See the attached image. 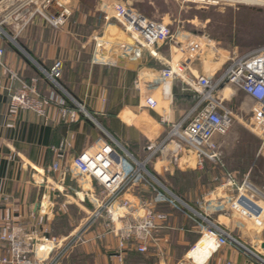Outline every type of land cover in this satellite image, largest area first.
I'll return each instance as SVG.
<instances>
[{
	"label": "crops",
	"instance_id": "1",
	"mask_svg": "<svg viewBox=\"0 0 264 264\" xmlns=\"http://www.w3.org/2000/svg\"><path fill=\"white\" fill-rule=\"evenodd\" d=\"M28 1L0 0V20L12 14L4 23V30L43 71L49 72L55 63L60 62L58 84L94 118L81 114L74 123H69L54 104L48 107L46 118L30 112L10 114L6 96L0 94V227L9 220L10 225L21 230L20 237L27 240L31 250L34 238L50 236L48 233L53 231L55 215L72 208L78 215L87 217L94 208V202L100 203L105 198L95 181L80 179L70 173L72 160L83 152L98 151L105 142H109L110 137L133 158L142 161L147 142L160 137L161 128L157 122L177 123L193 107L196 94L188 87L186 78L207 75L205 68L210 66L211 61L201 62L199 59L202 56L199 55L190 64L185 79L158 82L160 71L166 64L173 65L181 58L177 52V40L159 47L156 58L145 53L134 63H115L114 58L111 64L97 62L94 58L97 41L104 37L103 33L106 36L112 33V29L116 30L114 24H110V21L114 22L111 9H108L110 4L101 2L86 10L78 0H60L71 15L61 28L54 30L34 13L40 0H34L36 4L32 5ZM57 12L53 7L47 10L51 15ZM13 23L14 30L10 28ZM4 48L5 67L25 81L39 79L38 93L48 96L53 87L41 74L42 70L13 44L7 43ZM3 78L7 80L4 72ZM56 91L71 104L63 92ZM147 98L154 100L153 109L145 107ZM236 133L229 131L225 137L239 134ZM225 137H216V140L219 142ZM62 143L69 144V147L59 150ZM54 163L59 166L57 172L51 170ZM225 164L228 171L225 170L221 178H213L210 173L213 167L209 163L202 170L196 169L194 162H189L188 167L181 166L176 170L168 169L167 164H159L151 171L156 175L169 173L173 176L186 174L188 168V172L196 174L190 179H197L198 182L205 176L206 183L198 184L195 192L198 198L194 203H184L212 220L232 238L233 231L237 230L239 237L234 239L242 245L250 244L262 249L264 228L255 229L251 219L232 209L241 195L237 188L213 189L215 179L226 182L227 173L232 175L237 187H241L244 181L250 183L255 163ZM255 190L243 188L241 193L262 208L258 217L264 221V195ZM154 198L155 193L142 184L132 186L121 196V199L133 202H151ZM154 206L159 211L169 212L168 225L172 229L177 228L178 248L198 239L200 223L197 219V222L190 220L188 216L192 215L189 212L175 211L171 205L164 203ZM176 216L177 226L173 222ZM116 244L117 240L109 235L102 242L90 241L82 245L79 251L88 264H118L113 258ZM214 250L213 240L204 237L187 253L186 258H192L195 264H204L208 259L209 264H223L226 260L233 264L248 263L239 249L222 247L213 253ZM4 255L6 247L0 243V256ZM24 258L32 259V254L27 253ZM182 259L178 258L177 263ZM163 261L160 264H165Z\"/></svg>",
	"mask_w": 264,
	"mask_h": 264
},
{
	"label": "built area",
	"instance_id": "2",
	"mask_svg": "<svg viewBox=\"0 0 264 264\" xmlns=\"http://www.w3.org/2000/svg\"><path fill=\"white\" fill-rule=\"evenodd\" d=\"M34 2L36 4L34 0H29L27 3L32 5ZM52 7L58 10L53 15L47 13V10ZM111 8L112 17L119 28L114 34L108 33L106 40L103 37L97 41L94 56L97 62L111 64L112 58L115 61L121 58L123 61L134 63L145 53L156 58L153 53L157 54L159 47L173 41L174 37L168 25L146 18L122 5H113ZM34 13L53 29L61 28L71 15L60 0H40ZM11 16L12 14L0 20V94L4 93L6 96L8 113L15 115L19 112H30L38 117L46 118L48 107L54 104L58 107L60 115L69 123H74L81 114L86 115L79 106L71 100L70 104L56 91H60L58 87V79L61 75L60 62L55 63L49 72L41 71L43 77L53 87L46 97L41 96L37 91L39 79L25 81L5 67L4 46L11 41L3 25ZM112 40L116 42L115 47L111 45ZM199 50L198 44L184 37L178 47L180 60L173 65L166 64L160 71L157 81L163 82L169 78L185 79L190 64L199 56ZM3 72L6 73V81L3 78ZM186 83L196 94L195 104L177 123L168 124L164 120L157 122L161 128L160 137L147 142L142 162L139 163L130 157L124 148L110 137L109 142H105L98 151L83 152L72 160L69 165L70 173L80 179L87 178L95 181L102 189L105 198L100 203L94 202L93 210L71 235L62 239L52 236L34 238L30 250L27 240L20 237L21 230L10 225L9 220L4 221L0 227V243L5 245L6 255L0 256V264H61L77 246L90 241L102 242L109 235L117 240L113 258L120 264L131 246L137 253H145L152 233L160 230L168 220V215L157 210L154 205L169 204L180 212H184L185 209L179 207L174 198L173 200L166 197L145 170L149 165L155 168L159 164H167L168 169L176 170L181 166L188 167L191 159L198 170H202L208 162L220 164L216 163L221 155L216 137H225L235 120L233 109L225 103L226 88L224 87L241 92L251 101V131L260 140L262 139V144L264 143V45L231 58L224 72L215 80L211 76L202 75L186 78ZM144 103L149 109L155 107L154 100L150 98L145 99ZM68 147L69 144L62 143L59 150L62 151ZM51 170L57 172L58 164L54 163ZM139 184L149 187L155 193L154 201L133 202L121 199L129 188ZM245 187L256 191L247 181H244L241 187H237L232 175L227 173L226 182L221 188H237V191L244 195L241 190ZM232 209L238 211L243 217L251 219L256 227L264 228L262 219L238 203H234ZM104 216L108 221L101 223V220H107ZM202 220L209 225L206 229L201 226L205 229V232H202V238L207 237L213 240L214 252L222 247H238L236 243L238 241L211 223L207 217H203ZM90 234H94L91 239L88 238ZM244 252L248 259L247 264H264L263 256L252 251L254 255ZM27 253L32 254V259L24 258ZM207 263L208 260L204 264ZM177 264L188 263L183 261ZM223 264L233 263L226 260Z\"/></svg>",
	"mask_w": 264,
	"mask_h": 264
},
{
	"label": "rangeland",
	"instance_id": "3",
	"mask_svg": "<svg viewBox=\"0 0 264 264\" xmlns=\"http://www.w3.org/2000/svg\"><path fill=\"white\" fill-rule=\"evenodd\" d=\"M101 2H107L110 6H125L135 10L146 18L168 25L171 35L174 37L173 41L177 40V48L183 42L184 37H188L200 47L198 55L202 56V58L199 60L201 62L211 61L210 66L205 68L208 72L205 76H211L214 80L224 72L231 58L241 56L264 45V6H250L226 2L214 4L207 1V3L205 1V3L192 2V0H81V5L84 9L91 10L93 5ZM110 24H114L115 26L116 30H111L112 34H114L119 27L115 21H110ZM7 27L9 28V26ZM10 28L14 30V23ZM102 36H104V40L107 39L104 33ZM11 37L13 38V36ZM115 43L114 40L111 41L113 47H115ZM179 56H181L180 53ZM192 74L196 76L195 72H192ZM172 79L175 80L176 78ZM224 88L229 90L228 95L225 96V103L233 109L235 114V120L230 131L231 133L236 131L239 134L232 135L229 138L227 136L218 142L221 155L220 160L216 163L220 164H211L208 162L213 167L210 173L213 178H221L225 174V170L228 171L225 163H255L249 184L253 188L263 192L261 194L264 195V143L262 144V139L260 140L251 131L250 118L252 103L241 92L235 91V89L230 87ZM136 161L140 163L143 160ZM129 163L132 162L129 161ZM190 163H193V161H190ZM151 168L149 165L146 169L151 171ZM185 171H187L186 174L177 173L173 176H170L169 173L154 175L163 186L181 201L194 203L195 198L199 196L195 194L198 184L206 183L205 176H202L198 182L197 179H190L196 174L188 172V168ZM215 181V186L212 185L213 189L216 187L221 188L223 183L218 179H215ZM248 189L245 187V190ZM159 191L161 190L159 189ZM165 195L173 199L168 194L165 193ZM176 203L179 207H184L182 204ZM190 208L197 211L194 207ZM184 210L193 216V218H191L192 216H188L190 220L197 222V219L199 221L198 223L201 224L199 237L194 243L178 248L177 228L172 229L169 227L168 217L164 229L152 233L147 251L143 254L137 253L133 246L129 247L126 252L127 257L125 256L126 258H124L122 264H160L162 260H164L163 262L165 264H176L178 258H183L181 262L195 264L192 258L187 259L186 255L195 248L203 236L202 232H205L204 230L209 225L201 218L193 215L186 208ZM162 212L165 211L163 210ZM166 212L169 215L167 210ZM197 212L200 213L199 211ZM202 216L206 218L203 214ZM85 218L86 216L78 215L72 208L67 211L64 210L63 213L60 212L55 215L53 231L48 234L57 239L67 237L78 228ZM104 218L107 219L106 216ZM207 219L213 223L212 220ZM104 221H108V219L101 220V223ZM173 222L177 226V216L174 217ZM252 224L255 229H260L253 222ZM201 226L205 229H202ZM232 236L235 239L239 237L237 230L233 231ZM81 246H77L61 264H88L82 256L81 250L79 251ZM229 247L239 249L235 246ZM245 247L253 253L254 249L257 250L264 257V250L260 249V247L254 248L250 244L249 246L245 245ZM242 254L246 257L244 251H242ZM117 263L120 264L119 262ZM207 264H209V261Z\"/></svg>",
	"mask_w": 264,
	"mask_h": 264
},
{
	"label": "water",
	"instance_id": "4",
	"mask_svg": "<svg viewBox=\"0 0 264 264\" xmlns=\"http://www.w3.org/2000/svg\"><path fill=\"white\" fill-rule=\"evenodd\" d=\"M8 38L10 39L11 43L19 50L21 51L33 64H35L40 70H42L39 65L16 43L15 39H13L11 36L7 35ZM117 61L123 62V60L121 58H118L116 61H114L115 63ZM43 71V70H42ZM58 87L60 89L61 92L64 93V95H66L72 102H74L77 106H79L84 113L91 119L94 120V118L88 113L86 112L78 103H76L58 84ZM104 131V130H103ZM105 132V131H104ZM125 150V149H124ZM126 151V150H125ZM127 152V151H126ZM127 154L131 156V154H129L127 152ZM133 158V157H132ZM145 172L147 173V175L161 188V190L163 192H165L166 194H168L170 197L174 198L178 203L182 204L187 210H189L193 215L199 217V218H203V216L198 213L197 211L193 210L192 208H190L189 206H187L183 201H181L178 197H176L171 191H169L165 186H163L156 178L155 176L150 173L148 170H145ZM237 203L242 206L243 208H246L247 210H249L253 215L258 216L261 212H262V208L260 206H258L255 202H253L252 200H250L249 198H247L245 195H240ZM238 247L243 250L246 251L250 254H253L249 249H247L245 246H243L241 243L236 242ZM262 249L264 250V246H262ZM254 255V254H253Z\"/></svg>",
	"mask_w": 264,
	"mask_h": 264
},
{
	"label": "bare ground",
	"instance_id": "5",
	"mask_svg": "<svg viewBox=\"0 0 264 264\" xmlns=\"http://www.w3.org/2000/svg\"><path fill=\"white\" fill-rule=\"evenodd\" d=\"M204 1L205 2L207 1V2H210V3H214V4L219 3V2H226V3H235V4L250 5V6L251 5L252 6H254V5L255 6H264V0H192V2H204ZM153 55L156 57L157 54L153 53ZM228 92H229V90L226 88L224 90V97L228 95Z\"/></svg>",
	"mask_w": 264,
	"mask_h": 264
},
{
	"label": "trees",
	"instance_id": "6",
	"mask_svg": "<svg viewBox=\"0 0 264 264\" xmlns=\"http://www.w3.org/2000/svg\"><path fill=\"white\" fill-rule=\"evenodd\" d=\"M80 3H81V0H78ZM153 174H155V173H153Z\"/></svg>",
	"mask_w": 264,
	"mask_h": 264
}]
</instances>
